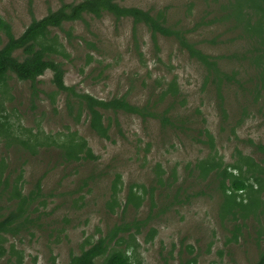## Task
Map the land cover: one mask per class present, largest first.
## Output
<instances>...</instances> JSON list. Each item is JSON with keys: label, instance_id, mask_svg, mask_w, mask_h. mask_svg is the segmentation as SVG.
Masks as SVG:
<instances>
[{"label": "rangeland", "instance_id": "obj_1", "mask_svg": "<svg viewBox=\"0 0 264 264\" xmlns=\"http://www.w3.org/2000/svg\"><path fill=\"white\" fill-rule=\"evenodd\" d=\"M80 1L0 0V22L10 25L18 37L34 18H43L63 3ZM251 2L125 0L122 4L153 12L165 10L173 27L191 29L189 40L208 55L222 56L221 68L230 74L238 73L240 81L249 83L246 86L253 93V81L260 79L261 68L251 60L253 41L241 38L245 28L236 14V8H240L244 17L261 18ZM86 20L89 25L83 21L69 23L63 31L54 30L50 36H58L59 53L52 59L63 64L66 85L77 94L100 100L126 96L132 104L145 105L149 96L159 91V84L175 78L188 98L181 114L197 117L200 127L209 129L215 139L214 150L195 141L193 132L185 135L163 129L158 120H143L124 112L103 111L106 116L110 114L111 121L109 138L100 137L91 128L86 112L76 121L79 104L84 111L86 102L60 91L52 82L51 70L35 84L20 81L10 73L0 84V190L8 180V194L15 184L29 194L41 180L39 200L45 198L47 203L37 204L34 217L40 218L41 225L33 227L34 236L24 233L8 237L6 246L13 245L21 251L24 264H52L53 258L55 264H69L72 256L81 254L116 225L131 224V229L120 235L124 240L112 247L127 252L135 264H255L264 251V180L259 187L250 175L253 187L240 194L236 207L242 212L236 210L235 217L229 214L235 207L225 205L216 179L209 180L213 184L188 180L185 186L190 187L189 193L201 195L166 214L160 212L164 199L156 192L154 214L158 217L139 231L132 225L150 215L149 196L139 209L131 205L124 210V205L131 186L151 188L157 163L162 164L168 177L176 168L181 180L188 178L187 163L203 161L215 151L224 164L236 163L241 152L264 166V155L250 143L264 145V92L254 101L255 93L238 86L226 91L225 120L218 109L214 87L204 86L205 69L174 38L159 36L157 51L145 26H140L135 40L132 19L118 22L106 15ZM66 31H71L72 36ZM7 42L6 30L1 27L0 49ZM20 53L16 55L22 59ZM263 63L264 59L260 65ZM245 110L248 116H242ZM240 119L242 122L237 124ZM72 133L86 141L95 159L68 164L62 161L59 145L53 141ZM202 139L208 140L206 136ZM234 173L239 175L240 171ZM118 174L122 181L120 207L112 212L107 203ZM136 191L141 194L139 189ZM1 204L9 205L6 198ZM102 261L99 259L97 264ZM1 263L6 264V260Z\"/></svg>", "mask_w": 264, "mask_h": 264}, {"label": "trees", "instance_id": "obj_2", "mask_svg": "<svg viewBox=\"0 0 264 264\" xmlns=\"http://www.w3.org/2000/svg\"><path fill=\"white\" fill-rule=\"evenodd\" d=\"M123 1L125 0H82L76 3H63L60 8L50 10L43 18H34L18 37L12 33L10 25L0 22V28H5L8 37V42L0 49V84L6 82L10 73L14 74L20 81L35 84L38 78L44 76L48 70H51L53 72L52 82L60 91L69 92L86 102L87 109L84 111H82L83 106L79 104L80 109L76 121H79L82 113L86 112V116L90 119L91 128L100 137L109 138L111 121L110 114L106 116L103 111L112 114L124 112L141 117L143 120H158L163 129L170 128L185 135L193 132L196 136L193 138L195 141L207 144L212 148L211 150H214L215 139L209 129L200 127L196 121L197 117L191 118L181 114L182 109L187 106L188 98L175 78L167 84H159V91L155 92L156 95L152 94L149 96L145 105L132 104L126 96H115L110 100H100L91 95L77 94L72 87L67 86L65 83L66 71L63 68V64L52 59L53 54L59 53L60 43L58 36H50L54 30L63 31L64 26L69 23L83 21L89 25L86 17L102 19L106 15H111L118 22L132 19L136 41L138 40V29L140 26H145L150 32L151 40L157 51L160 49L158 45L159 36L174 38L180 47L188 50L190 57L197 60L205 69L204 86L211 85V87H214L218 99V109L224 119L227 120L226 91L238 86L240 89H245V92L255 93L254 101L261 98L264 92V63L260 65L264 59L262 48L264 47V0H251L254 8L261 14V18L256 20H253L249 15L244 17L241 9L236 8L237 20L242 22L245 28V34L241 38L253 41V48L249 51V54L253 55L251 60L256 64V67L259 66L261 68L260 79L253 81V93L247 87L250 84L241 82L242 80L239 78L238 73L230 74L221 68L220 60L223 59L222 56L208 55L189 40L188 34L192 32L191 29L173 27L165 10L157 12L143 10L139 7L125 6L122 4ZM66 34L69 37L72 36L71 31H66ZM136 48L140 49L138 45H136ZM17 52H21L20 56L23 57L22 59L16 55ZM251 86H253V83ZM196 112L200 115L199 110ZM247 112L245 110L242 116H248ZM105 119H108V124H105ZM202 120L204 124L205 121L204 119ZM240 122H242L241 119L237 124ZM203 136H206L208 140L202 139ZM53 143L59 145L57 147L61 153L60 157L66 164L80 163L89 158H96L93 156L91 149L87 147L86 141L78 140L75 133L65 135L60 140L53 141ZM250 143L256 146V151L264 155V145H256L252 141ZM239 155H241L240 158L234 164H224L223 159L218 158L217 151L203 161L187 163L185 171L188 173V178L186 180L184 177L181 180L176 168L171 170V174L168 177V172L163 168L162 164L157 163L154 167L155 178L150 189L140 184L129 188L124 210H127L131 205L135 209L141 208L147 195L151 206L150 215L142 222L136 221L132 226L139 231L143 225H147L158 217L157 214H154L157 208L156 192H160L159 196L164 199L160 211L162 214H166L176 206L189 204L192 199L199 197L200 193H189L190 187L185 186L188 180H193L196 183L207 181L208 184H213L209 180L214 181L216 179L218 181L216 183L218 189L223 193L225 205L230 203L232 208L235 207L232 211L231 209L229 210V212L231 211L229 214L235 217L242 210L236 207L238 205L237 200L240 201V194L253 187V184L249 182L250 175L259 184V187L260 185L262 186L264 180L263 164H260L251 156H243L241 152H239ZM234 170L240 171V174L235 175ZM41 182L39 180L36 189L29 194H24L21 187L17 184L13 186L10 194H8V180L5 181V188L0 190V264H2L1 261L3 260H6V264H24L22 252L17 251L13 245L9 248L6 245L9 240L8 237H20L24 233L34 236L33 227L41 225L39 223L40 218L34 217V214L38 212L37 204L45 205L47 203L45 198L39 200L42 195ZM85 185L87 186V183ZM113 185V195L107 203V208L112 212L115 207H120L118 200V194L121 189L119 185H122L120 174L116 176ZM135 188L139 189L141 194ZM4 198L7 199L9 205L1 204ZM236 210H238V213ZM130 229L131 224L116 225L106 236L101 237L88 248L83 249L81 254L72 256L69 264H97L99 259H103L101 264H135L127 252L122 249L114 250L112 247L114 243L120 244L124 240V237H121L122 234ZM152 232L151 236L153 237L154 230ZM132 236V240L135 241V236ZM13 255L16 256L14 261ZM55 260L53 258L52 264H55ZM187 264H193V262ZM255 264H264V251L261 252Z\"/></svg>", "mask_w": 264, "mask_h": 264}]
</instances>
